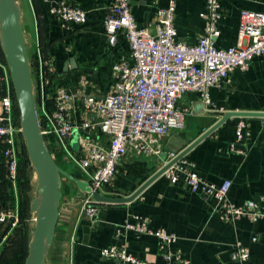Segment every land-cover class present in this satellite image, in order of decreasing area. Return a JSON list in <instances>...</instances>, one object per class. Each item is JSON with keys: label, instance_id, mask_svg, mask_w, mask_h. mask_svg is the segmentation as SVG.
Returning a JSON list of instances; mask_svg holds the SVG:
<instances>
[{"label": "crops", "instance_id": "0c3cea01", "mask_svg": "<svg viewBox=\"0 0 264 264\" xmlns=\"http://www.w3.org/2000/svg\"><path fill=\"white\" fill-rule=\"evenodd\" d=\"M17 1L25 45L31 51L30 66L36 64L35 51L39 43L53 60L57 77L65 82V87L84 90L89 95H107L114 83L112 66L129 57L122 32L118 33L115 46L109 47L106 43L103 19L110 1L49 0L65 1L81 8L86 13L83 25H64L50 16L49 1ZM168 1L133 0L131 13L137 26L154 36L155 14L165 8ZM220 4L223 17L217 25L220 34L215 46L226 49L236 42L240 12L264 13V0H220ZM204 8L205 0H176L174 25L178 41L186 45L197 43L203 35L204 21L200 14ZM210 97L219 112H206L195 94H185L178 103L186 112L184 128L169 133L162 140V156L147 158L127 154L120 162L113 184L103 195L123 198L133 193L163 165V156L179 153L225 112H264V55L254 59L246 72H233L221 89L210 91ZM239 119L245 120L250 133L244 144L247 148L244 155L227 151V146L235 141ZM58 157L60 165L70 167L66 172L80 175ZM183 159L193 162L198 175L207 183L219 185L230 180L228 200L232 204L258 201L264 196V118H230ZM4 174L7 180L6 168ZM16 188L11 184L8 195L12 193L13 201L8 199L3 204L10 211L17 210L18 214ZM61 195L53 242L44 264H123L100 255L102 248L112 245L149 264H165L157 239L120 228L129 214L148 218L150 228L175 235L177 243L173 248L179 249L189 264H237L229 258V250L236 243L250 251L246 264H264V218L251 222L241 217L232 223L226 222L213 213V200L190 194L180 184L171 185L164 177L157 178L129 203L99 204L93 223L80 213L86 194L74 183L66 180ZM259 207L264 210V202ZM252 237L256 238L255 242H251Z\"/></svg>", "mask_w": 264, "mask_h": 264}, {"label": "built area", "instance_id": "2783aa9c", "mask_svg": "<svg viewBox=\"0 0 264 264\" xmlns=\"http://www.w3.org/2000/svg\"><path fill=\"white\" fill-rule=\"evenodd\" d=\"M109 1L103 19L106 43L109 47L115 46L117 35L122 32L129 47V57L112 66L114 83L107 95H89L84 90L64 86L55 87L52 94L48 93L49 77L52 79L57 72L53 60L39 43L35 51L36 67L31 74L45 144L52 149L53 158L60 154L82 174L80 180L87 182L91 193L82 198L80 213L92 223L96 221L99 205L93 201L92 192L104 196L103 191L113 184L123 157L132 153L159 158L163 153L162 140L169 133L184 128L186 112L178 103L185 94H195L206 112H219L210 91L221 89L233 72H246L254 59L264 55V13L242 10L235 44L219 49L215 39L219 37L217 25L223 17L220 0H205L204 11L200 14L204 21L203 35L195 45L177 40L176 0H169L165 8L157 10L154 36L135 23L131 13L133 0ZM49 2L48 14L62 24H85L86 13L81 8L65 1ZM0 68L1 156L7 178L15 188L16 138L21 129L15 125L9 70L1 64ZM234 134L235 141L227 146V151L244 155L247 149L244 144L250 137L244 119H239ZM176 155L167 154L163 165ZM161 177L171 185L180 184L190 194L213 200V213L226 222L232 223L241 217L251 222L264 218V210L259 207L264 196L258 201L232 204L228 200L230 180L219 185L207 183L198 175L193 162L182 159ZM17 222V210L10 211L0 202V225L12 230ZM149 225L148 218L129 214L120 228L157 239L165 264H189L180 250L173 248L177 243L175 235L152 229ZM255 241L252 237L251 242ZM100 255L123 264H149L116 245L102 248ZM229 258L234 263L246 264L250 251L236 243L229 250Z\"/></svg>", "mask_w": 264, "mask_h": 264}, {"label": "water", "instance_id": "95a60500", "mask_svg": "<svg viewBox=\"0 0 264 264\" xmlns=\"http://www.w3.org/2000/svg\"><path fill=\"white\" fill-rule=\"evenodd\" d=\"M0 47L9 70L19 110L21 136L24 141L27 158L37 178L36 196L32 199L30 205V211L35 216L34 228L30 234L28 254L24 264H44L53 242L59 215L62 178L74 183L82 193L90 194L91 190L87 182L73 178L60 168L45 144L36 112L34 84L21 28L20 9L17 0H0ZM49 80H51V77H49ZM252 117L264 118V112H225L217 122L177 153L175 158L161 166L133 193L123 198H114L92 192L93 201L98 204L111 205L133 201L147 186L161 177L172 165L181 161L187 153L227 120L230 118ZM164 157L163 160H165Z\"/></svg>", "mask_w": 264, "mask_h": 264}, {"label": "trees", "instance_id": "16d2710c", "mask_svg": "<svg viewBox=\"0 0 264 264\" xmlns=\"http://www.w3.org/2000/svg\"><path fill=\"white\" fill-rule=\"evenodd\" d=\"M0 64L7 67L6 66V62H5V58L4 55L2 53L1 47H0ZM36 67L35 66H30L31 68V74L34 72V69ZM1 68H0V75H1ZM65 82L60 79L59 77H57V74L52 75V79L51 81H49L48 86L46 87V91L50 94H52L54 92V88L55 87H59V86H64L65 87ZM10 88H11V97H12V101H13V109H14V120H15V125L17 127H20V123H19V110H18V106L16 103V98H15V94H14V90L12 87V84L10 83ZM48 107L51 106L50 103L47 104ZM40 126L42 127V123H40ZM17 141V158H18V165H17V175H16V187H17V191L19 189V180H20V174H21V166L22 165H28L31 168V165L28 161L27 158V153L25 150V145H24V141L23 138L21 136V134L17 135L16 138ZM49 152H52V149L50 147H47ZM3 149V146L0 145V202L3 203H7V200L12 199V193L9 196L8 195V189L11 186L10 181L5 178V165H4V160L1 156V151ZM61 156L60 154H57L53 159L54 161L57 163H59V157ZM59 165V164H58ZM63 169V168H62ZM65 170V169H63ZM33 171V170H32ZM67 171V170H65ZM76 171H78L76 169ZM79 172V171H78ZM7 173V171H6ZM69 173L73 178H82V174L80 173V175H77L75 173H73V171L67 172ZM4 175V176H3ZM66 182L65 178H62V185L63 183ZM62 190V187H61ZM13 201V199H12ZM31 201L30 200V204L28 205V212L30 211V205H31ZM18 212H19V226L17 227V229L14 230V235L11 238V242L12 244L11 247L8 248V246H3L2 249L0 250V264H24L27 254H28V244L30 241V235H28L27 231H28V225H27V220L28 217H25V213H26V207L25 205L22 203V200L19 199V204H18ZM21 223V224H20ZM25 223V224H24ZM9 228H2V225H0V242L3 239V237L8 234V230ZM30 233V232H29ZM1 245V244H0ZM7 252H8V256H7ZM10 252V253H9ZM9 258V259H8Z\"/></svg>", "mask_w": 264, "mask_h": 264}, {"label": "rangeland", "instance_id": "374dc122", "mask_svg": "<svg viewBox=\"0 0 264 264\" xmlns=\"http://www.w3.org/2000/svg\"><path fill=\"white\" fill-rule=\"evenodd\" d=\"M26 49H27L28 57H30L31 51L28 49V45H27ZM74 148L77 149V146H75ZM57 164H59V163L57 162ZM59 166L65 170H67V171H68V169L70 170V167L67 165H60L59 164ZM18 186H19V189H18V193L16 195V199H17L18 204H19V199H21L22 203L26 207V213H25L24 218L26 219V217H28V220H27L28 231H27V233H28V235H30L29 231L33 230V228H34V221L32 220V218L34 219V214H30L27 212H28V205L30 204V200L36 196V178H35L34 172L26 164L21 166V174H20V180H19ZM15 188H16V185H15ZM16 191H17V188H16ZM18 226H19V212H18V222H17L16 226L12 230L8 229L9 231H8L7 236L8 235L9 236L5 237L4 239L1 240L0 250L2 249L3 246H8V248L11 247L10 244H12V242L10 240H11L12 236L14 235V230L17 229ZM7 227L9 228V226H7ZM7 256H8V252H7ZM44 262H45V260H44Z\"/></svg>", "mask_w": 264, "mask_h": 264}, {"label": "bare ground", "instance_id": "6f19581e", "mask_svg": "<svg viewBox=\"0 0 264 264\" xmlns=\"http://www.w3.org/2000/svg\"><path fill=\"white\" fill-rule=\"evenodd\" d=\"M34 175H35V173H34ZM35 178H36V175H35ZM36 188H37V178H36ZM35 217V216H34Z\"/></svg>", "mask_w": 264, "mask_h": 264}]
</instances>
